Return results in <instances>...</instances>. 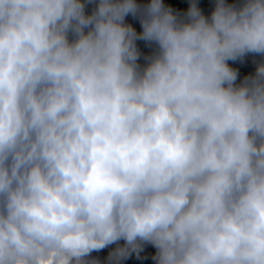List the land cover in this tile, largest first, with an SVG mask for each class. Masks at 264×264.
Wrapping results in <instances>:
<instances>
[{
  "label": "clouds",
  "instance_id": "obj_1",
  "mask_svg": "<svg viewBox=\"0 0 264 264\" xmlns=\"http://www.w3.org/2000/svg\"><path fill=\"white\" fill-rule=\"evenodd\" d=\"M85 7L0 0V264H264V0Z\"/></svg>",
  "mask_w": 264,
  "mask_h": 264
},
{
  "label": "rangeland",
  "instance_id": "obj_2",
  "mask_svg": "<svg viewBox=\"0 0 264 264\" xmlns=\"http://www.w3.org/2000/svg\"><path fill=\"white\" fill-rule=\"evenodd\" d=\"M86 7H85V14L91 15L93 10L96 8V6L99 3V0H84ZM197 6L200 8L202 14L210 20L211 14L215 8L216 0H195ZM246 2V0H225V3L234 5L237 8L242 7L243 4ZM136 3L143 8L144 6L151 3V0H136ZM163 3L166 6L172 7L174 10V13L178 14L179 18H183L184 14L187 12L191 0H163ZM125 23L131 24L132 27L135 29V31L139 34L143 31L141 24H140V15L137 14L136 16H133L131 13L128 14L125 17ZM87 31V29H85ZM71 39V34L70 37ZM137 48L140 52V57L137 60V63L141 66L142 64H147L148 61L146 60V57L152 56L158 49V46L153 42L149 43L144 40H137L136 41ZM244 58L242 60L238 59L236 61L229 60L227 61L228 65L237 70V80L240 81L239 71L241 69L240 65L242 64ZM120 245H123V240H120L118 242ZM116 247V244L109 245L105 247L104 249H101L100 251H93L91 253L90 258H96L101 261V264H107V257L110 251H112ZM144 253H155L156 249L151 244H145L144 250L140 253V255ZM141 258V256H140ZM140 258L130 256L128 259L124 260L122 264H155L154 262H145L140 260Z\"/></svg>",
  "mask_w": 264,
  "mask_h": 264
},
{
  "label": "trees",
  "instance_id": "obj_3",
  "mask_svg": "<svg viewBox=\"0 0 264 264\" xmlns=\"http://www.w3.org/2000/svg\"><path fill=\"white\" fill-rule=\"evenodd\" d=\"M264 61V56L258 53H248L245 55L244 60L242 64L240 65L241 69L239 71L240 81L238 80L237 84L241 83L246 76H253L256 71L257 65ZM147 64H142L141 68L146 67ZM125 242L123 241V244ZM155 255V253H144L141 256L140 260L145 262H154L152 257ZM131 256L136 257L135 254H132Z\"/></svg>",
  "mask_w": 264,
  "mask_h": 264
}]
</instances>
